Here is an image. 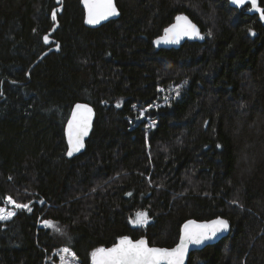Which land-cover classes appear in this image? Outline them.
I'll list each match as a JSON object with an SVG mask.
<instances>
[{
  "label": "trees",
  "instance_id": "1",
  "mask_svg": "<svg viewBox=\"0 0 264 264\" xmlns=\"http://www.w3.org/2000/svg\"><path fill=\"white\" fill-rule=\"evenodd\" d=\"M116 5L91 28L63 0L46 45L55 0H0V207L32 209L0 220V264L57 263L63 247L92 264L123 236L172 247L185 221L216 216L229 234L188 264H264V26L228 0ZM180 14L203 38L156 50ZM75 102L96 116L66 158ZM140 210L152 221L132 227Z\"/></svg>",
  "mask_w": 264,
  "mask_h": 264
},
{
  "label": "snow or ice",
  "instance_id": "2",
  "mask_svg": "<svg viewBox=\"0 0 264 264\" xmlns=\"http://www.w3.org/2000/svg\"><path fill=\"white\" fill-rule=\"evenodd\" d=\"M83 2L87 7L86 22L90 25L99 24L110 16L118 15L114 0H83ZM232 2L241 6L251 3L252 9L259 11L261 18L264 19V8L259 7L257 0H232ZM57 12V9H53L51 13L53 21L57 18ZM164 33L165 35L156 41L157 44L161 43V41L179 43L183 37L200 36L196 25L183 15H178L176 23L164 29ZM200 38L202 39L203 37ZM44 39L45 42H48L47 36ZM91 114L92 109L88 105L77 104L75 106L72 119L68 122L67 130L69 145L67 154L69 156L83 148V138L88 135ZM141 116H143V113H141ZM128 195L131 194L129 193ZM7 200L16 209L32 210L29 205L17 203L12 197H8ZM15 215V211L0 209V220L11 219ZM134 222L140 225L147 224V212H138ZM44 223L46 226H50L52 222L44 221ZM193 225H195V228L192 227ZM227 228L228 222L219 218L210 223L199 225H196L194 221H188L184 225V231L179 243L174 248L150 247L143 238L133 241L129 237L123 236L112 247L95 249L91 256L93 264H183L189 245L202 244L205 240L210 239L220 231L227 230ZM63 251L68 253L70 250L65 248ZM71 255L75 259V253H71Z\"/></svg>",
  "mask_w": 264,
  "mask_h": 264
},
{
  "label": "water",
  "instance_id": "3",
  "mask_svg": "<svg viewBox=\"0 0 264 264\" xmlns=\"http://www.w3.org/2000/svg\"><path fill=\"white\" fill-rule=\"evenodd\" d=\"M228 2H229V5H230L231 7H233V8H237V9H241V8H243V7H245V6L248 5V6H249V8H248V13L251 14V15H257L258 20H259V21L261 22V24L264 26V19L261 18L259 11H257V10H253V9H252L251 3H246L245 5L241 6V5L234 4V3L232 2V0H228ZM114 3H115V6H116V8H117L116 0H114ZM55 4H56V7H55L54 9H57L58 12H60L61 9H62V7H63V0H59V2H58V0H55ZM80 4H81V6H82V8H83V10H84V25L87 26V27H91V28L99 27L100 25H102V24H104V23H106V22H108V21H110V20H113V19L118 18L119 14H120V13H119V10H118V8H117L118 15L110 16V17H108L107 19L102 20L99 24L90 25V24H88V23L86 22V20H87V7H86L85 3L83 2V0H80ZM257 4L259 5L260 8H262V7L260 6V2H259V0H257ZM58 12H57V13H58ZM180 15L186 16V17H187V18H188L193 24H195L196 27H197V29H198V31H199V34H200V36H201V32H200V29H199L198 25H197V24H196V23H195V22H194V21H193L188 15H186V14H180ZM174 23H176V18L172 21V23H171L168 27H170V26H171L172 24H174ZM57 26H58V19L56 18V20L54 21V25H53L52 29H51V30H50V31H49V32L43 37V42H44V44L48 45L50 42L56 43V41L51 37V34L54 33V31L56 30ZM168 27H167V28H168ZM164 35H165V33L163 32L162 35L156 37V38L153 40V46H154V48H155L156 50H158V49H160V48H164V49L178 48V47H179L181 44H183L185 41H196V40H199V38H200V36H199V37H183V38L180 39L179 43H165V42L161 41V43L157 44L156 41H157L159 38L163 37ZM46 36L48 37V42H45V39H44V38H45ZM170 38H171V37H170ZM55 49H57V45L50 47L47 51H45L43 54H41V56L38 58V60H40L41 57H43L44 55H46L48 52H50V51H52V50H55ZM77 104L88 105V107L92 109V114H91V119H90V127H89V131H88V135L85 136V137L83 138V145H84L83 148H81L78 152H73V154H72L71 156H69V155L67 154V153H68V148H69V145H68V134H67V130H68V122L72 119V115H73V112H74V110H75V106H76ZM95 116H96V111H95V109L93 108V106L90 105L89 103H86V102H75V103L72 105V108H71V110H70L69 116H68V118H67V120H66V122H65V125H64V137H65V143H66V153H65L66 158H72V157H74V156H76V155H79L80 153H82V152L84 151V149H85V147H86V141H87V139H88V137H89V135H90V133H91V131H92V128H93V123H94V120H95ZM138 212H143V211H142V210L137 211V212L134 214V216L130 219V224H131L132 227H136V226H145V225L149 224V223L152 221V218L148 215V222H147V224H145V225L136 224L134 221H135V219H136V214H137ZM147 214H148V213H147ZM218 218H219V219L226 220V221L228 222V228H227V230H223V231H220V232L216 233L215 236H212L210 239L205 240L202 244H199V245L191 244V245H189V246H188V250H187V252H186V254H185V256H184V260H183V264H188V259H189L190 254H191L192 252L197 251V250H201V249L205 248V247L208 246V245L216 244L217 242H219L221 239L225 238V237L229 234L231 227H230V223H229V221H228L226 218H224V217H222V216H216V217L211 218V219H209V220H195V219H190V220L185 221V222L181 225L179 239H178L177 243H176L175 245H173L172 247H161V246H156V245H150V244L148 243V241H147V240H146V241H147V243H148V245H149L150 247H158V248H167V249H171V248H174V247L179 243V241H180V237H181V235L183 234V231H184V225H185L188 221H194L196 225H199V224L210 223L211 221L216 220V219H218ZM192 227L195 228V225H193ZM129 238L132 239L133 241L138 240V239H133V238H131V237H129ZM139 239H141V238H139ZM118 241H119V240H117L116 243H118ZM114 244H115V243H114ZM114 244H113V245H114ZM113 245H112V246H113ZM112 246H110V247H112ZM107 248H109V247H107ZM92 264H93V259H92Z\"/></svg>",
  "mask_w": 264,
  "mask_h": 264
},
{
  "label": "rangeland",
  "instance_id": "4",
  "mask_svg": "<svg viewBox=\"0 0 264 264\" xmlns=\"http://www.w3.org/2000/svg\"><path fill=\"white\" fill-rule=\"evenodd\" d=\"M29 207H30V205H29ZM0 209H5L8 211H15V212L19 211V209H16L14 207V205L8 203L7 199L5 201V205L3 207H0ZM23 210H27V209H23ZM6 220H9V219H6ZM1 221H5V220H1ZM41 225L45 226V227L56 228V224H54L53 222L51 223L50 226H46L44 222ZM65 248H67V247H63L57 251L56 256H57L58 262L57 263H50V264H66V261H67V264H77L76 259H73L72 255H71V253H73V252L69 248H67L70 251L68 253H65L63 251Z\"/></svg>",
  "mask_w": 264,
  "mask_h": 264
},
{
  "label": "bare ground",
  "instance_id": "5",
  "mask_svg": "<svg viewBox=\"0 0 264 264\" xmlns=\"http://www.w3.org/2000/svg\"><path fill=\"white\" fill-rule=\"evenodd\" d=\"M80 1V0H79ZM65 153H66V151H65ZM66 156V155H65Z\"/></svg>",
  "mask_w": 264,
  "mask_h": 264
}]
</instances>
